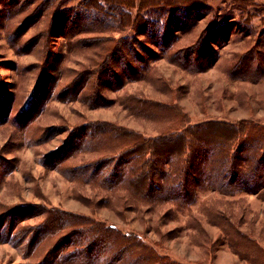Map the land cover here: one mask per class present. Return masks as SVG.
<instances>
[{
	"label": "rangeland",
	"instance_id": "374dc122",
	"mask_svg": "<svg viewBox=\"0 0 264 264\" xmlns=\"http://www.w3.org/2000/svg\"><path fill=\"white\" fill-rule=\"evenodd\" d=\"M88 1L0 0V264H70L61 258L64 226L54 234L44 232L58 216L93 218L137 234L179 263L250 264L233 253L218 227L223 220L213 223L210 213L232 219L264 247L259 196L197 190L184 209L159 202L135 206L132 201L139 197L129 200L121 191L128 189L130 176L110 192L81 173L105 157L104 144L83 150L84 134L94 125L159 134L167 121L133 116L125 105L136 99L168 104L164 115L177 111L193 124L264 127V0H120L124 16L111 10L110 0H97L108 16L73 20L64 15L66 24L59 30L53 11H85ZM158 3H164L163 11L150 9ZM40 5L48 9L43 15ZM150 15L166 25L160 38L131 26L155 20ZM104 20L110 22L105 28ZM123 40L136 51L132 55L126 49L138 76L116 68L122 73L116 89L99 90L109 102L91 108L87 84L95 82L92 73L105 60L102 50L124 46ZM206 47L200 66L194 54ZM57 245L61 251L53 252Z\"/></svg>",
	"mask_w": 264,
	"mask_h": 264
},
{
	"label": "trees",
	"instance_id": "16d2710c",
	"mask_svg": "<svg viewBox=\"0 0 264 264\" xmlns=\"http://www.w3.org/2000/svg\"><path fill=\"white\" fill-rule=\"evenodd\" d=\"M107 4L113 12L118 15L122 13L120 0H110ZM156 5L157 7L151 6L150 9L164 10V3ZM83 6L85 11L75 13L64 14L57 9L54 14L53 11L52 19L60 22L59 30L66 24L64 15L73 17V20H86V14L91 17H98L97 13L105 15L97 0H89ZM39 8L41 15L48 10L41 5ZM149 18L155 20L132 23L134 32L147 31L148 28L152 37H159L157 34L164 32L165 23L160 17L150 15ZM121 21L123 22L122 17ZM105 24L109 25L110 22H101L104 28ZM125 42L123 40L124 46H108L102 50L106 51L105 60L92 73L96 78L95 82L87 84L91 86L88 98H94L88 99V103H91L89 107L98 108L109 102L99 90L116 89L122 73L133 78L138 76L136 69L132 67L133 61L127 54V50L132 55L136 51L132 44ZM207 49L208 47L199 48L194 54L200 66L204 62L201 58L207 56ZM140 59L138 57L137 62ZM50 60L53 61V58ZM113 61L116 66H112ZM116 68H120L122 73L117 72ZM168 106L146 99H136L125 105L136 118L153 123L165 119L166 124L159 127L160 132L156 136H147L107 123L94 125L91 132L84 134L88 142H83V150H86L87 145L94 148L104 144L101 151H105V157L96 160L92 170L82 172L83 179H93L91 183L96 180L111 192V189L125 182V177L130 176L126 180L130 184L128 189L121 191L125 196L128 194L129 200L130 196L139 197V201L136 198L132 201L135 206L139 202L149 205L159 202L163 205L174 204L178 210L184 209L194 202L197 190H207L223 196L244 191L264 200V127L253 123L235 125L219 121L193 124L188 115H180L177 111L178 115H164ZM104 139L106 141L102 143ZM73 169L80 171V166ZM156 181L159 183L155 184ZM107 204L109 207L114 205ZM15 213L22 217L24 215L19 210ZM10 214L15 218L13 213ZM210 214V221L213 223H217L219 218L223 220V224L220 223L222 227H218L234 254L250 264H264V247L257 239L241 232L232 219L222 218L219 213ZM61 217H53L51 226L48 224L49 229L46 228L44 232L54 234L64 226L66 233L59 238L64 245L61 255L63 263L183 264L159 253L156 247L144 242L137 234L122 232L115 226H108L93 218L67 220ZM59 248L60 245L55 246L53 252L61 251Z\"/></svg>",
	"mask_w": 264,
	"mask_h": 264
}]
</instances>
